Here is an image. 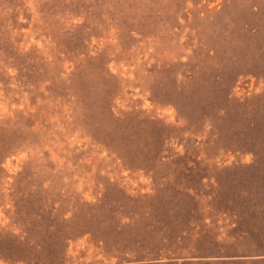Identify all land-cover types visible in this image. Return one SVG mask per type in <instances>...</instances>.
I'll list each match as a JSON object with an SVG mask.
<instances>
[{
    "label": "rangeland",
    "instance_id": "obj_1",
    "mask_svg": "<svg viewBox=\"0 0 264 264\" xmlns=\"http://www.w3.org/2000/svg\"><path fill=\"white\" fill-rule=\"evenodd\" d=\"M0 264H264V0H0Z\"/></svg>",
    "mask_w": 264,
    "mask_h": 264
}]
</instances>
